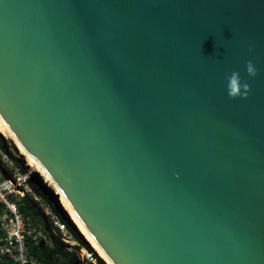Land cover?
Here are the masks:
<instances>
[{"label": "water", "instance_id": "water-1", "mask_svg": "<svg viewBox=\"0 0 264 264\" xmlns=\"http://www.w3.org/2000/svg\"><path fill=\"white\" fill-rule=\"evenodd\" d=\"M0 116L112 264H264V0H0Z\"/></svg>", "mask_w": 264, "mask_h": 264}, {"label": "built area", "instance_id": "built-area-1", "mask_svg": "<svg viewBox=\"0 0 264 264\" xmlns=\"http://www.w3.org/2000/svg\"><path fill=\"white\" fill-rule=\"evenodd\" d=\"M34 171L22 153L0 136V264H43L33 251L53 242L76 264H100L30 182Z\"/></svg>", "mask_w": 264, "mask_h": 264}, {"label": "bare ground", "instance_id": "bare-ground-1", "mask_svg": "<svg viewBox=\"0 0 264 264\" xmlns=\"http://www.w3.org/2000/svg\"><path fill=\"white\" fill-rule=\"evenodd\" d=\"M2 118V117H1ZM6 129L11 131L5 121L2 118V122H0V131L3 132ZM16 143L18 144V147H21V144L19 141L16 139L14 136ZM23 154V153H22ZM27 160L28 164L33 165L36 168V171L40 173V175L43 177L46 183H48L55 193L59 196V200L64 207L65 211L68 213L69 217L71 218L72 222L75 224L77 230L80 232L82 237L89 243L90 247L95 251V253L98 255L99 258H101L106 264H112V262L109 260V258L106 256V254L103 252V250L100 248V246L97 244V242L93 239V237L89 234L81 220L78 218L76 213L73 211L65 197L62 195V193L59 191V189L54 185L53 181L49 177V175L45 172L43 167L34 159H32L28 154H27Z\"/></svg>", "mask_w": 264, "mask_h": 264}, {"label": "trees", "instance_id": "trees-1", "mask_svg": "<svg viewBox=\"0 0 264 264\" xmlns=\"http://www.w3.org/2000/svg\"><path fill=\"white\" fill-rule=\"evenodd\" d=\"M73 235L76 239H78V237L76 236L74 232H73ZM33 252L37 256V258L41 262H43V264H70L71 263L69 261V257H72V255L67 253V251L64 250L63 247L59 246L56 242H53L51 246L43 245L42 247H40V249L36 248L34 249ZM60 254H63V257L61 258L57 257V255H60ZM1 264H11V263L2 262Z\"/></svg>", "mask_w": 264, "mask_h": 264}, {"label": "clouds", "instance_id": "clouds-1", "mask_svg": "<svg viewBox=\"0 0 264 264\" xmlns=\"http://www.w3.org/2000/svg\"><path fill=\"white\" fill-rule=\"evenodd\" d=\"M246 71L250 76L256 74V69L253 66L252 61H248L246 64ZM248 85L245 82H242L240 74L238 72H232L227 78V90L229 96H245L247 95Z\"/></svg>", "mask_w": 264, "mask_h": 264}, {"label": "rangeland", "instance_id": "rangeland-1", "mask_svg": "<svg viewBox=\"0 0 264 264\" xmlns=\"http://www.w3.org/2000/svg\"><path fill=\"white\" fill-rule=\"evenodd\" d=\"M0 122H2V118L0 116ZM0 136L3 137L4 139H6L7 141H9V143L11 144V146L13 147V149H15V151H20L21 153H23V157L26 159L27 163H28V160H27V153L25 152V150L21 147H18V144L16 143V140L14 138V135L11 131H9L8 129H6L5 131L1 132L0 131ZM28 165H31V164H28ZM35 170L36 168L31 165ZM97 255V254H96ZM98 256V255H97ZM57 257H63V254H60V255H57ZM69 261L73 264H76V260L74 257H69Z\"/></svg>", "mask_w": 264, "mask_h": 264}]
</instances>
